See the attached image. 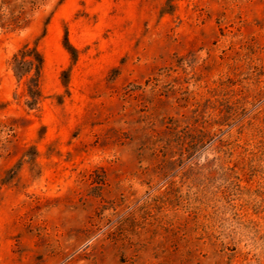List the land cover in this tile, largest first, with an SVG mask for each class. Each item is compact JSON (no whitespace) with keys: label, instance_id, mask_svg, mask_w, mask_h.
<instances>
[{"label":"rangeland","instance_id":"rangeland-1","mask_svg":"<svg viewBox=\"0 0 264 264\" xmlns=\"http://www.w3.org/2000/svg\"><path fill=\"white\" fill-rule=\"evenodd\" d=\"M0 264H264V0H0Z\"/></svg>","mask_w":264,"mask_h":264},{"label":"trees","instance_id":"trees-1","mask_svg":"<svg viewBox=\"0 0 264 264\" xmlns=\"http://www.w3.org/2000/svg\"><path fill=\"white\" fill-rule=\"evenodd\" d=\"M66 47L73 53L74 49L73 47L66 42ZM12 62H13V70L15 75L20 78L24 73L28 72L30 69H33V74H34V79H35V86H36V81L39 76L40 68H41V63H42V58L35 50L34 48H20L18 51L13 55L12 57ZM30 91V96L32 97L33 100H36L39 96L38 89L35 87L33 90Z\"/></svg>","mask_w":264,"mask_h":264}]
</instances>
